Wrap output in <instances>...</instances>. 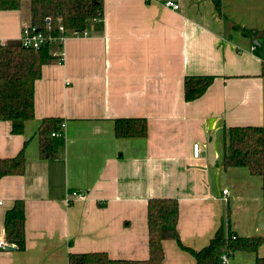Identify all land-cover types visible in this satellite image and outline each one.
I'll list each match as a JSON object with an SVG mask.
<instances>
[{"label":"crops","instance_id":"crops-1","mask_svg":"<svg viewBox=\"0 0 264 264\" xmlns=\"http://www.w3.org/2000/svg\"><path fill=\"white\" fill-rule=\"evenodd\" d=\"M165 1L103 0V19L85 37L68 33L62 60L42 67L34 118L23 133L0 122V160L22 149L25 159L23 175L0 179V240L5 213L22 200L25 250H0V264H68L69 254L94 252L147 260L153 198L177 201L176 230L186 248L203 249L221 226L238 238L262 235V179L246 168L224 170L221 158L229 128L264 132V45L250 53L255 43L239 31L264 30V0H222L224 18L212 0H171L178 11ZM27 25L29 7L0 11V45L20 41ZM187 76L214 80L186 102ZM51 118L65 127L48 135L54 157L44 159L38 133ZM117 119H144L146 137L116 138ZM75 191L84 199L66 201ZM162 249V264H195L175 240H164ZM257 256L263 247L256 255L236 253L230 264H255Z\"/></svg>","mask_w":264,"mask_h":264},{"label":"trees","instance_id":"trees-1","mask_svg":"<svg viewBox=\"0 0 264 264\" xmlns=\"http://www.w3.org/2000/svg\"><path fill=\"white\" fill-rule=\"evenodd\" d=\"M29 7L30 25L46 35H57L58 25L65 32L75 33L88 29L93 21L103 19V0H26ZM24 0H0V11L20 10ZM220 18L222 0H212ZM47 24L51 30L47 31ZM234 30L238 28L233 27ZM243 36L256 45H264V30L241 29ZM59 62L50 53L48 46L39 50L28 49L20 41H9L0 45V122L11 124V133H23L26 122L34 118V85L41 77L44 65ZM214 80L213 76H187L184 78V100L193 102L202 97ZM60 119H45L39 128L41 158L54 157V150L48 135L57 131ZM116 138H144L147 123L144 119H117L114 123ZM224 170L246 168L263 183L264 199V132L259 127H231L224 133V153L221 158ZM25 172L23 149L13 158L0 160V179L7 176H21ZM179 218L178 203L175 199L153 198L147 203L148 259L114 260L106 253L69 254L68 264H162L164 253L162 242L175 240L182 250L189 252L195 264H221L223 251L231 253L257 254L264 248V227L260 236L231 238L229 226L220 227L209 244L199 251L184 247L177 234ZM4 242L16 251L25 250L24 202L17 200L4 217ZM255 264H264V256L256 257Z\"/></svg>","mask_w":264,"mask_h":264},{"label":"built area","instance_id":"built-area-1","mask_svg":"<svg viewBox=\"0 0 264 264\" xmlns=\"http://www.w3.org/2000/svg\"><path fill=\"white\" fill-rule=\"evenodd\" d=\"M147 3L154 2L155 0H144ZM164 6L173 10V11H178L179 6L177 3L167 0L164 2ZM47 31L51 30V26L47 24L46 27ZM67 33L65 32V29L62 25H58L57 27V35H46L43 31H40L37 27L32 26V25H27L24 26L21 32V37H20V42L23 47L28 48V49H33V50H39L45 46H48L49 49H58L57 54H52L55 56L59 61L62 60V54H60L61 48L63 46L64 41L67 39ZM73 37H85L87 36V32L82 31V32H75L72 33ZM4 45V44H2ZM258 46L256 44H252L250 47V53H254L257 50ZM52 51V50H51ZM51 53V52H50ZM263 59H262V64L264 65V49L262 51ZM65 125L62 123L57 131H54L50 134L51 137H57L61 135V131L64 129ZM201 155V148L195 144L193 146V157L194 158H199ZM223 196L224 198H227L228 196V191L224 190L223 191ZM84 195L83 193L80 192H72L69 197H67L66 201L71 202V201H79L83 200ZM2 203L0 202V206ZM234 235H231V238L234 239ZM7 244L3 241L0 240V250H6L7 249ZM231 253L228 251H223L219 257L220 263L221 264H230L231 262Z\"/></svg>","mask_w":264,"mask_h":264},{"label":"water","instance_id":"water-1","mask_svg":"<svg viewBox=\"0 0 264 264\" xmlns=\"http://www.w3.org/2000/svg\"><path fill=\"white\" fill-rule=\"evenodd\" d=\"M206 154H207V161L209 164L213 165L215 161V153H214V141L208 142L206 146ZM8 251H13L15 248L7 247Z\"/></svg>","mask_w":264,"mask_h":264},{"label":"rangeland","instance_id":"rangeland-1","mask_svg":"<svg viewBox=\"0 0 264 264\" xmlns=\"http://www.w3.org/2000/svg\"><path fill=\"white\" fill-rule=\"evenodd\" d=\"M26 9H28V2L26 0H24L22 10H26Z\"/></svg>","mask_w":264,"mask_h":264}]
</instances>
